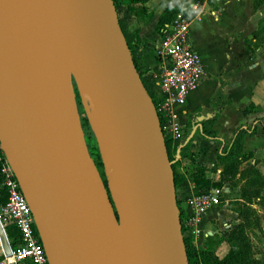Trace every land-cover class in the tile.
<instances>
[{
	"label": "water",
	"instance_id": "water-1",
	"mask_svg": "<svg viewBox=\"0 0 264 264\" xmlns=\"http://www.w3.org/2000/svg\"><path fill=\"white\" fill-rule=\"evenodd\" d=\"M0 147L48 264H186L164 137L112 0H0Z\"/></svg>",
	"mask_w": 264,
	"mask_h": 264
},
{
	"label": "crops",
	"instance_id": "crops-1",
	"mask_svg": "<svg viewBox=\"0 0 264 264\" xmlns=\"http://www.w3.org/2000/svg\"><path fill=\"white\" fill-rule=\"evenodd\" d=\"M187 1L189 0L122 2L123 8L119 16L128 20L126 29L135 32L146 46L145 51L138 49L140 53L136 57L139 60L137 64L153 82L160 75L162 68V63L155 55L159 40L157 21L166 8L178 9ZM214 1L215 6H210L207 0L197 1L199 14L189 23L188 37L191 46L193 48L194 41L204 58L200 59L204 65V76L199 84L188 92L185 112L179 116V121L182 127L186 126L187 131H190L187 132L186 141L191 145L193 160L203 166L205 172L216 162L220 135L233 136L237 129L242 128L246 133L243 135L240 152L251 153L252 157L241 166L256 161L255 167L264 176V132L256 122L264 118V41L261 39L262 31L257 35V39L253 36L258 27V20L264 18V1L256 7L253 6L252 0ZM128 6H131V9H128ZM218 102L222 105L210 125L218 138L207 139L200 134L199 122L216 112ZM249 105L251 108L242 113ZM254 124L257 125L256 130L250 135L248 131ZM180 184L196 188L189 177L182 179ZM223 185L227 190L228 185ZM185 191L184 188L180 190ZM232 191L235 192L233 189ZM260 195L264 198V188ZM184 201H180L179 205L184 207ZM210 209L213 207L207 209L204 217L197 220L196 227L208 220L206 214ZM228 216L230 220L236 218L233 211H229ZM187 235L191 238L197 237L199 240L195 245L204 247V236L200 230L194 237ZM6 240L8 242V238ZM218 250L221 251V256L225 253L223 243H220Z\"/></svg>",
	"mask_w": 264,
	"mask_h": 264
},
{
	"label": "built area",
	"instance_id": "built-area-1",
	"mask_svg": "<svg viewBox=\"0 0 264 264\" xmlns=\"http://www.w3.org/2000/svg\"><path fill=\"white\" fill-rule=\"evenodd\" d=\"M194 0L185 2L178 8L169 23L164 25L163 35L159 37L155 55L162 63L161 73L155 79L152 92L153 104L157 118H160V129L163 137L170 141L171 152L178 151L182 135V123L179 116L184 114V105L189 91L194 89L204 76V65L192 48L189 37V23L197 14ZM1 185L6 192V200L0 205V229L6 237L5 228L13 226L19 235V244L9 247V254L1 250L0 264H48L47 257L36 231L31 209L20 190L14 172L0 147ZM224 185L198 190L179 205L181 225L184 233L192 237L199 232L195 224L206 210L222 203ZM187 208V210L185 209Z\"/></svg>",
	"mask_w": 264,
	"mask_h": 264
},
{
	"label": "trees",
	"instance_id": "trees-1",
	"mask_svg": "<svg viewBox=\"0 0 264 264\" xmlns=\"http://www.w3.org/2000/svg\"><path fill=\"white\" fill-rule=\"evenodd\" d=\"M123 1L127 3L140 2L143 3L146 0H112L116 14L117 21L120 27V30L123 34L125 42L128 46L132 62L134 64L136 73L145 88L146 92L150 96L152 103L155 104L153 99L152 87L154 82L152 79H144L143 70L140 69L136 62V57L140 53L138 49L140 48L142 51L146 50L145 44H139V39L141 38L135 33L126 29V18L119 16L122 8ZM196 1V0H195ZM199 2V0H197ZM253 6L256 7L264 0H252ZM207 3L210 6H215L214 0H207ZM128 9H131V6H128ZM178 9L166 8L157 21V33L158 36L161 37L163 35L164 24L169 23L173 18ZM264 23V18H260L258 20L257 30L253 33L254 39H257V35L262 31V24ZM248 40H246V44ZM219 95V93H218ZM222 103L218 102L216 106V112L213 115L205 120L199 122L200 124V134L207 139H217L216 133L211 129L210 125L214 121L217 116V112L220 109ZM251 108V105L246 106L242 113H246L248 109ZM159 125H161L160 118L158 117ZM258 126L264 132V118L258 119L256 121ZM257 125H253L248 134H253L256 130ZM245 130L242 128L237 129L233 137L229 143V146L223 150V152L216 154V161L220 158H226L227 161L224 164L223 168L218 173V180L212 186L209 184V180L205 178V168L199 164H197L193 160V153L187 148H185V144L180 143L178 146V159H182L181 163L182 171L179 172L176 170L175 165L179 163L180 160L175 159L170 162L171 170H172V178H173V186L175 187L179 184L182 179L185 177H189L194 184L199 188L202 187L203 190H208L213 187H220L224 183L229 185L230 187L235 186L236 175L238 174L240 179H242L241 185L238 187L235 200L241 201V207H237L233 210L236 213V217L238 220L229 224L227 228H225L220 236L215 240L212 245H205L204 247L193 246L191 242V237L184 233V228L180 224V231L182 235V242L184 245V258L186 264H263L262 261L255 257L253 248L250 242L248 235L246 234L245 228L249 224V215L252 213V210L249 207V204L255 200L263 199L260 195L261 190L264 188V176L258 171L255 167L256 161L253 163H247L241 166L242 163L246 162L249 158H251V153H241L240 148L242 145V139ZM164 144L167 152L171 150V144L168 139L164 136ZM92 150H88L89 155H91ZM235 154V156H233ZM94 162V161H93ZM186 162V163H185ZM95 164V163H94ZM97 165V166H96ZM96 169L99 167L96 164ZM215 167V163L212 165V169ZM102 179V178H101ZM103 185L107 188V184L105 179H102ZM211 185L212 187H209ZM209 187V188H207ZM190 196V193L180 192L179 196H175L176 205L179 207L180 201L186 200ZM6 200V192L3 186L1 185V177H0V205L3 204ZM179 220H181V212L179 215ZM181 222V221H180ZM6 236L8 238V243L10 248H15L19 244V235L17 230L13 226H7L5 229ZM220 243H226L229 245V248L225 251V253L221 256L218 253H215L216 247ZM25 264V263H23ZM27 264V263H26Z\"/></svg>",
	"mask_w": 264,
	"mask_h": 264
},
{
	"label": "rangeland",
	"instance_id": "rangeland-1",
	"mask_svg": "<svg viewBox=\"0 0 264 264\" xmlns=\"http://www.w3.org/2000/svg\"><path fill=\"white\" fill-rule=\"evenodd\" d=\"M196 2H197V0H196ZM191 28H192V26H191ZM261 36H262L261 39L264 41V23L262 24ZM192 43H193L192 44L193 48L196 50L199 59H204L202 57V54L200 53L199 49L194 44V41ZM139 44H142L141 40L139 41ZM138 61L139 60L136 59L137 63H138ZM143 76H144L145 80L149 79L146 76L144 70H143ZM70 81H71L72 91H73L75 103H76L78 122H79V125L81 128V131H82V135H83L85 145L87 147V150H89V149L92 150L90 157L94 161L95 165L96 164L99 165V167H97V171H98L100 177L102 179H105L103 167L101 165L100 157H99L97 146H96L94 128H93L91 121H90V114H89V109H88L87 99H86L84 89H83L82 85H80L75 80V78L73 77L72 74H70ZM153 99L155 100L154 95H153ZM189 127H194V126H189ZM187 132L189 133L190 131L189 130L187 131L186 126H183L182 127V135L180 137L179 143L185 144V148H187V150L190 151L191 145H190L189 141H186V137L188 136ZM231 137H233L232 134L231 135H220V137H219L220 147L218 149V153L221 154L223 152V150H225L229 146V143L231 141ZM191 152H193V151H191ZM168 153H169L168 159L170 162L175 160V159H178V157H179L178 151H177L176 155H174L175 152H173V151L171 152V150ZM233 156H235V154ZM178 160H180V161H179V163H177L175 165V168H176V170H180V172H181L182 169L180 166H181V163L183 162V160L182 159H178ZM226 161H227L226 158L218 159L215 162V167L213 169L212 168L209 169L210 171L208 170L204 173L205 178H207L209 180V184H211L212 186H216L214 184L218 180L217 174L223 168ZM260 165H262V164H260ZM263 169L261 168V170H263ZM235 182H236L235 186L230 187L228 185L227 190H226V187H224V189H225V192H224L225 200L222 203L218 204L217 206H214L213 209H210L209 212L206 214V217L208 218V220H205L203 223H201L200 226L196 227L201 231V234H203V236H204V242L203 243L205 245H212L215 242V240L220 236L221 232L225 228H227V226L229 224H232L233 222H236L238 220L237 217L230 220L229 216H228L229 211H233L237 207H241V204H242V202L240 200L234 201L235 200V192L237 191L238 187L241 185V182H242V179H240L239 175H236ZM211 185H209V187H212ZM189 187L190 186L187 187V186L180 184V183L177 184L174 187V195L179 196L180 190L182 188L186 189V191L190 193V196L192 194H194L196 191L202 190V187L199 188V187L195 186L196 187L195 189H193L192 187H190V188ZM209 187H207V188H209ZM232 189L235 192H233ZM249 207L252 210V213L249 215L250 216L249 217V224L246 226L245 231H246V234L248 235V237L250 239L255 257L259 258L262 261V263L264 264V198H263V200L261 199L259 201L258 200L252 201L249 204ZM219 210H222L223 213L221 212L222 213L221 214ZM180 224H181V222H180ZM185 234H187V233H185ZM198 240L199 239H197V237L191 238V242H192L193 246H198V245H195V242ZM219 245L216 247L215 253H218L219 255H221V251L218 250ZM228 248H229V245L226 243H223V250L226 251Z\"/></svg>",
	"mask_w": 264,
	"mask_h": 264
},
{
	"label": "clouds",
	"instance_id": "clouds-1",
	"mask_svg": "<svg viewBox=\"0 0 264 264\" xmlns=\"http://www.w3.org/2000/svg\"><path fill=\"white\" fill-rule=\"evenodd\" d=\"M194 10L197 12V14H199V10L196 8V6H194Z\"/></svg>",
	"mask_w": 264,
	"mask_h": 264
}]
</instances>
